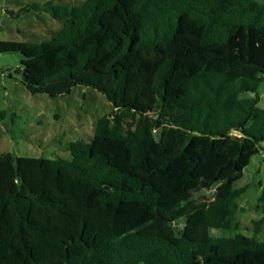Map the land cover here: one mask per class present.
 <instances>
[{
  "label": "trees",
  "instance_id": "trees-1",
  "mask_svg": "<svg viewBox=\"0 0 264 264\" xmlns=\"http://www.w3.org/2000/svg\"><path fill=\"white\" fill-rule=\"evenodd\" d=\"M31 6L63 26L0 40L28 91L93 88L113 110L70 160L0 154V264H264V218L255 236L213 233L232 227L264 144V0Z\"/></svg>",
  "mask_w": 264,
  "mask_h": 264
},
{
  "label": "rangeland",
  "instance_id": "rangeland-1",
  "mask_svg": "<svg viewBox=\"0 0 264 264\" xmlns=\"http://www.w3.org/2000/svg\"><path fill=\"white\" fill-rule=\"evenodd\" d=\"M49 1L0 0V40L43 42L53 38L63 23L31 6ZM54 1L57 5L73 6L85 0ZM22 59L20 53H0V154L70 160L68 144L78 139L90 142L97 121L110 113L113 106L103 94L84 86H77L70 94L57 98L46 94L32 95L23 82ZM259 92V106L264 108V82ZM155 138L158 139L157 134ZM261 183H264V144L244 170L243 178L236 183L237 187L250 186V189L238 200L239 209L232 218V227L225 231L213 230L215 235L242 233L255 236V221L264 218L256 210L262 192ZM214 195L212 190L195 197L210 203ZM256 238L264 242V223Z\"/></svg>",
  "mask_w": 264,
  "mask_h": 264
},
{
  "label": "crops",
  "instance_id": "crops-1",
  "mask_svg": "<svg viewBox=\"0 0 264 264\" xmlns=\"http://www.w3.org/2000/svg\"><path fill=\"white\" fill-rule=\"evenodd\" d=\"M5 13H6V14H8V12H7V11H5Z\"/></svg>",
  "mask_w": 264,
  "mask_h": 264
}]
</instances>
